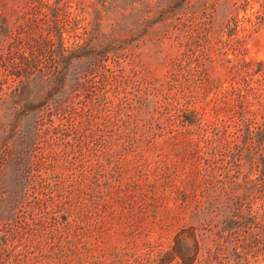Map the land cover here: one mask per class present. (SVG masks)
I'll list each match as a JSON object with an SVG mask.
<instances>
[{"label": "rangeland", "instance_id": "obj_1", "mask_svg": "<svg viewBox=\"0 0 264 264\" xmlns=\"http://www.w3.org/2000/svg\"><path fill=\"white\" fill-rule=\"evenodd\" d=\"M31 7L37 26L21 29L19 17ZM123 8L109 0H0V24L22 37L54 39L60 28L63 44L73 45L91 28L118 33L122 74L141 97L133 110L123 92L129 87L75 93V131L44 151L49 166L41 173L52 185L44 187L45 204L55 212L9 237V264L126 263L167 250L182 222L180 191L197 187L178 148L205 144L209 151L198 154L225 166L222 145L235 125L264 114V0H144Z\"/></svg>", "mask_w": 264, "mask_h": 264}, {"label": "trees", "instance_id": "obj_2", "mask_svg": "<svg viewBox=\"0 0 264 264\" xmlns=\"http://www.w3.org/2000/svg\"><path fill=\"white\" fill-rule=\"evenodd\" d=\"M109 1L123 10L127 3L144 0ZM35 13V7L23 12L19 17L24 19L21 29L37 26ZM3 23L0 264H9L14 253L6 244L19 232L18 227L36 228L44 224L47 214L55 212L45 204L50 197L44 187L52 185L41 173L49 166L44 151L56 147L69 130L75 131V93L85 94L91 86L103 88L107 83L115 88L129 87L123 92L131 94L127 106L133 110L139 108L141 97L122 74L126 54L119 52L124 46L113 30L102 34L91 28L84 32L81 42L64 45L60 28H54V39L30 34L22 37L21 30L13 32ZM126 32L136 35L133 29ZM235 126L234 138L222 145L221 155L227 156L225 166L212 165L211 156L198 154L209 151L205 144L198 146V142L188 140L178 148L184 159L191 161V181L196 180L197 187L187 193L180 191L178 207L183 217L169 248L153 256L145 252L126 263L113 258L103 264H264V114L243 118ZM200 160L202 166L198 168L196 162Z\"/></svg>", "mask_w": 264, "mask_h": 264}]
</instances>
